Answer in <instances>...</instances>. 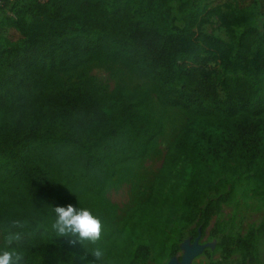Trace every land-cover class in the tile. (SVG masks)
I'll list each match as a JSON object with an SVG mask.
<instances>
[{"label":"trees","instance_id":"trees-1","mask_svg":"<svg viewBox=\"0 0 264 264\" xmlns=\"http://www.w3.org/2000/svg\"><path fill=\"white\" fill-rule=\"evenodd\" d=\"M177 1L182 26L171 0H17L15 16L0 18V30L18 31L5 40L0 32V247L19 221L24 264L37 254L48 264H146L164 247L173 212L184 209L177 230L210 192L230 193L236 181L264 176V25H253L254 1L236 0L226 12L208 8V0ZM209 12L226 23L238 53L193 30ZM93 61L123 64L188 114L148 198L116 225L90 196L143 158L164 124L129 87L103 100L84 81L42 83ZM50 195L57 206L90 209L102 221L101 239L73 244L48 231L56 218ZM261 235L264 224L249 237Z\"/></svg>","mask_w":264,"mask_h":264},{"label":"rangeland","instance_id":"rangeland-1","mask_svg":"<svg viewBox=\"0 0 264 264\" xmlns=\"http://www.w3.org/2000/svg\"><path fill=\"white\" fill-rule=\"evenodd\" d=\"M251 1L255 5L253 25L263 30L264 0ZM244 2L248 3L249 0ZM235 5L236 0L207 1L208 8L219 7L223 12L232 10ZM171 6L175 24L184 25L180 2L171 0ZM193 30L217 37L231 48L233 54L239 52L234 37L229 34L226 23L217 13L203 14ZM0 32L2 40L6 37H18V31L12 27L5 26ZM240 53L246 57L252 55L245 50ZM260 61L264 63V58ZM76 81L86 82L103 100L108 99L116 88L129 87L142 94L146 106L164 124L162 133L156 137L143 158L115 175L101 195L90 196V200L101 207L109 220L116 225L131 206L148 198L150 186L163 163L166 151L185 125L188 114L179 106L167 104L159 98L153 84L146 77L117 62L93 61L67 73L46 75L42 83L52 87ZM220 91L224 96L222 86ZM47 200L55 209L57 202L54 195H50ZM183 212L184 209L180 208L171 214L165 245L153 252L146 264H167L172 258L180 260L184 244H191L196 237L204 244V249L192 260V264H209L211 261H220L223 264H264V235L255 240L249 237L256 227L264 224V176L257 175L250 180L242 178L236 181L230 193L210 192L198 204L196 216L189 223L180 224L177 230H173L174 220ZM44 227L53 232L52 227ZM26 264L48 263L42 254H37L31 255Z\"/></svg>","mask_w":264,"mask_h":264},{"label":"clouds","instance_id":"clouds-1","mask_svg":"<svg viewBox=\"0 0 264 264\" xmlns=\"http://www.w3.org/2000/svg\"><path fill=\"white\" fill-rule=\"evenodd\" d=\"M53 230L60 237H71L70 242L89 241L95 243L101 239L103 224L99 217L88 208H76L69 204L67 206H56ZM23 224L13 221L7 233L4 235V244L0 247V264H24V255L19 245L24 239L22 231ZM94 256L99 259L103 253L100 249L94 251Z\"/></svg>","mask_w":264,"mask_h":264},{"label":"water","instance_id":"water-1","mask_svg":"<svg viewBox=\"0 0 264 264\" xmlns=\"http://www.w3.org/2000/svg\"><path fill=\"white\" fill-rule=\"evenodd\" d=\"M204 249V244L199 242V237H196L191 244H184V252L182 258L170 259L167 264H192V260L199 255Z\"/></svg>","mask_w":264,"mask_h":264},{"label":"built area","instance_id":"built-area-1","mask_svg":"<svg viewBox=\"0 0 264 264\" xmlns=\"http://www.w3.org/2000/svg\"><path fill=\"white\" fill-rule=\"evenodd\" d=\"M17 6V0H0V15L15 16V9Z\"/></svg>","mask_w":264,"mask_h":264}]
</instances>
